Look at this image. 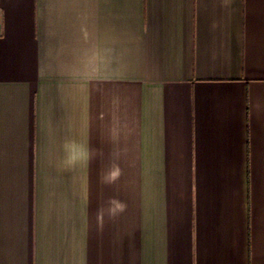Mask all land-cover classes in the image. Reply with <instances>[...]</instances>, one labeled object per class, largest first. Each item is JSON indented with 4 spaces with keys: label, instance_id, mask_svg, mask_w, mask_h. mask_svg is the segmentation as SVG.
I'll list each match as a JSON object with an SVG mask.
<instances>
[{
    "label": "crops",
    "instance_id": "crops-1",
    "mask_svg": "<svg viewBox=\"0 0 264 264\" xmlns=\"http://www.w3.org/2000/svg\"><path fill=\"white\" fill-rule=\"evenodd\" d=\"M0 264H264V0H0Z\"/></svg>",
    "mask_w": 264,
    "mask_h": 264
},
{
    "label": "clouds",
    "instance_id": "clouds-1",
    "mask_svg": "<svg viewBox=\"0 0 264 264\" xmlns=\"http://www.w3.org/2000/svg\"><path fill=\"white\" fill-rule=\"evenodd\" d=\"M123 210V205H121V204H116V206H115V209H113V211H115V210Z\"/></svg>",
    "mask_w": 264,
    "mask_h": 264
}]
</instances>
